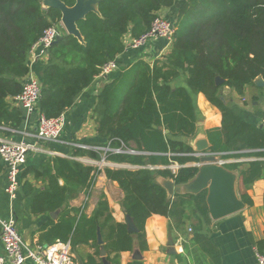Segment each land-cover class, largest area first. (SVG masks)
<instances>
[{
  "label": "trees",
  "instance_id": "1",
  "mask_svg": "<svg viewBox=\"0 0 264 264\" xmlns=\"http://www.w3.org/2000/svg\"><path fill=\"white\" fill-rule=\"evenodd\" d=\"M61 1L69 7L76 3V0ZM170 7L176 16L171 51L152 63L139 59L120 68L99 93L98 136L121 151L76 149V155L105 158L124 166L101 169L55 157L46 159L38 168L32 167L36 178L48 181L46 190L36 196L32 211L61 208L64 218L55 229L64 232L61 234L64 242L67 234L72 233L79 213V208L71 207L70 201L81 191H88L101 170L120 184L124 191L122 207L139 230L132 233L127 223H114L112 243L117 252L133 250L136 240L140 249L148 247L145 224L153 214L169 219L170 233L182 228L188 210L196 218L200 214L208 220L206 189L169 197L159 182L160 177L171 178L175 183L186 182L196 175L198 167L184 166L175 175L167 168L150 169L167 166L170 161L180 164L200 161L193 155L191 145L170 137H190L197 129L191 95L184 87L170 85L183 73L187 74L190 88L203 93L222 113L221 128L207 131L209 151L222 158L264 155L263 127L245 121L220 94L224 85L243 94L244 88L257 77L264 78V0H99L98 11H90L77 23L83 42L66 33L50 47L49 60L40 74L43 89L39 112L56 117L72 107L81 92L93 83L101 66L125 50L123 37L128 33L133 38L139 37L161 9ZM61 18V11L56 7L45 8L43 0H0V126L21 130L25 110L13 105L9 98L22 91L30 70L32 45ZM218 78L223 80L221 84L217 83ZM3 168L0 164V172ZM263 173L264 161L260 160L249 162L241 170L242 200L250 203L247 190ZM60 177L64 185L59 184ZM72 212L75 216H71ZM82 224L91 228V234L86 232L84 240L94 239L97 212L91 218L82 215L74 230ZM201 230L200 220L190 240L192 251L187 245L186 251L193 253L199 263L206 253L215 264H220L211 239Z\"/></svg>",
  "mask_w": 264,
  "mask_h": 264
},
{
  "label": "crops",
  "instance_id": "2",
  "mask_svg": "<svg viewBox=\"0 0 264 264\" xmlns=\"http://www.w3.org/2000/svg\"><path fill=\"white\" fill-rule=\"evenodd\" d=\"M159 14L174 17V9L172 7L163 8ZM132 38L130 33L123 37L125 50L116 58L119 69L130 66L139 59L152 63L157 59H162L172 48L173 41L158 38L151 40L142 48L135 49L130 46ZM48 60L49 56L32 62L30 64L32 70L40 75ZM111 78L112 76L105 80L95 78L93 83L81 92L75 104L63 112L66 123L58 142H40L44 148L28 154L26 163L21 170V185L15 201H11L6 193L8 184L6 168L4 167L0 172V217L7 218L12 215L16 217L19 232L26 244H48L57 240L64 242L61 240V234L64 232L58 228L55 229L56 225L64 218L61 208L40 213L32 211L36 196L46 190V186H48L46 178L35 177L32 167L38 168L46 159L55 157L69 158L93 166L95 161H100L90 155H76V149L97 150L109 143L98 136V112L96 109L99 104V93ZM261 83H264V78H256L252 84L244 88L243 94L224 85L220 88V94L236 114L245 121L264 129L261 121L264 113V85ZM170 85L187 89L192 97L198 118L194 135L170 137L188 143L195 152H198L196 145L201 140H206L210 146L207 131L221 128V111L212 105L203 93H196L190 88L187 83V74L183 73L179 78L171 81ZM9 100L13 103L12 98ZM13 105L16 104L13 103ZM37 122L38 114L34 113L30 116L26 115L21 130L0 126V138L16 140L25 138L34 141ZM7 130L12 131L10 135L5 133ZM52 151L55 153L52 154ZM243 157L264 161V155ZM0 164L3 165L1 159ZM247 167L248 163H240L236 167L219 166L215 161L202 166L197 174L188 181L174 182L172 196L175 193H197L206 189L208 204V199L215 194L230 196L241 203L236 212L219 219L214 218L210 212L206 221L202 215L199 214V218H196L192 211L188 210V217H186L182 228L171 233L169 219L160 214H153L145 224L148 247L144 250L140 249L136 240L133 250L121 252L113 249L111 227L114 223H127L128 227H133L135 226L134 220L122 207L124 191L120 184L109 179L105 171L101 170L93 186L88 191H81L70 201L71 207L79 208L74 229L82 215L91 218L97 212L96 236L94 239L90 237L88 241H85L84 234L86 232L91 234V228L84 227L82 224L77 230L73 229L74 232L67 234L66 242L71 243L77 264H215L211 255L205 253L203 262L199 263L194 254L185 249L187 245L192 251L190 240L193 237L195 225L201 220V233L211 239V243L218 253L220 264H257L254 250L259 249L264 252V173L247 190L251 200L248 203L242 200L241 196L243 190L241 170ZM53 172L55 173V170ZM64 183V179L60 177L59 184L64 185ZM102 201H105V205L100 207ZM71 216H75V213L72 212ZM3 253L0 227V254ZM25 264L35 263L28 260Z\"/></svg>",
  "mask_w": 264,
  "mask_h": 264
},
{
  "label": "built area",
  "instance_id": "3",
  "mask_svg": "<svg viewBox=\"0 0 264 264\" xmlns=\"http://www.w3.org/2000/svg\"><path fill=\"white\" fill-rule=\"evenodd\" d=\"M65 26L62 20L53 23L47 27L39 39L32 45L29 51V73L25 76L20 94L12 98V101L17 106L25 110L26 115L30 116L34 113L38 114V122L34 141H29L25 138L16 140L10 138H0V159L6 168L8 184L6 193L11 201H15L20 190V174L23 165L26 163L27 156L30 152L42 150L44 147L40 142L53 143L61 139L65 128L66 118L62 113L56 117H47L38 110V103L42 95V79L36 74L31 63L49 56V49L59 36L65 32ZM176 32V25L168 17L157 14L147 31L139 37L132 38L130 46L139 49L146 46L151 40L158 38L173 41ZM119 70L117 59H112L104 63L96 79L105 80L113 73ZM262 125L264 126V113L262 115ZM85 147V146H82ZM97 150L120 152L121 149H113L110 143L107 146ZM129 153H139L135 150H126ZM52 154L55 152L52 151ZM194 156L200 158L205 155H216L210 151L194 152ZM216 161L219 165L225 166L230 164L249 163L255 161L252 157H230L222 158L216 155ZM94 166L102 168L104 166H124L113 162H108L103 158L100 161H95ZM200 161H194L187 164H180L177 161H170L167 166H150V169L167 168L174 175L184 166L199 167ZM1 241L4 247V253L0 254V264H25L31 260L35 264H77L75 255L70 242L57 240L52 243H36L28 245L24 242L22 235L18 229V222L15 216L7 218L0 217ZM191 230V229H190ZM256 263L264 264V252L254 250Z\"/></svg>",
  "mask_w": 264,
  "mask_h": 264
},
{
  "label": "water",
  "instance_id": "4",
  "mask_svg": "<svg viewBox=\"0 0 264 264\" xmlns=\"http://www.w3.org/2000/svg\"><path fill=\"white\" fill-rule=\"evenodd\" d=\"M51 1H57L58 3L51 4ZM98 2L99 0H76V3L74 4V6L69 7L61 0H43V6L45 8H49V7L58 8L62 13L61 20L65 26L66 32L68 34L74 35L80 41L83 42V36L81 34V31L77 23L79 20L85 18L86 15L90 11L97 12ZM60 38L61 36H59L56 41H58ZM259 77H262V76H259ZM222 82L223 80L218 78L217 83L221 84ZM261 85H264V83H261ZM196 148H197L196 151L204 152V151H209L210 146L206 140H201L199 143H197ZM216 159H217L216 155H205V156L200 157L201 164L198 167V170L202 166H206V165H209L210 163L215 162ZM219 166H222V165H219ZM159 182L167 190L168 196L172 197V194L174 193V182L175 181L171 178L160 177ZM202 190H205V189H202ZM185 193H189V192H185ZM193 194H196V193H193ZM208 201H209V204L207 202V197H206V202L209 207V212H211L213 217L216 219L225 217L229 214L236 212L240 208V205H241V203L237 201L236 199H233L230 196H224L222 194H215L213 197L208 199ZM128 230L132 233L139 231L136 225L133 227H128Z\"/></svg>",
  "mask_w": 264,
  "mask_h": 264
},
{
  "label": "rangeland",
  "instance_id": "5",
  "mask_svg": "<svg viewBox=\"0 0 264 264\" xmlns=\"http://www.w3.org/2000/svg\"><path fill=\"white\" fill-rule=\"evenodd\" d=\"M178 1H181V0H178ZM162 15H163V14H162ZM164 16H165V14H164ZM166 17H168L171 21H174V22H175V19H176L175 14H174V17H173L172 15H168V16H166ZM63 34H66V31L63 32ZM92 150H93V149H92Z\"/></svg>",
  "mask_w": 264,
  "mask_h": 264
},
{
  "label": "bare ground",
  "instance_id": "6",
  "mask_svg": "<svg viewBox=\"0 0 264 264\" xmlns=\"http://www.w3.org/2000/svg\"><path fill=\"white\" fill-rule=\"evenodd\" d=\"M56 3H58L57 1H51V4H56Z\"/></svg>",
  "mask_w": 264,
  "mask_h": 264
}]
</instances>
